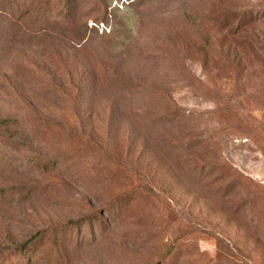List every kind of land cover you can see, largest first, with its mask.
<instances>
[{"label":"rangeland","instance_id":"1","mask_svg":"<svg viewBox=\"0 0 264 264\" xmlns=\"http://www.w3.org/2000/svg\"><path fill=\"white\" fill-rule=\"evenodd\" d=\"M0 264H264V0H0Z\"/></svg>","mask_w":264,"mask_h":264}]
</instances>
